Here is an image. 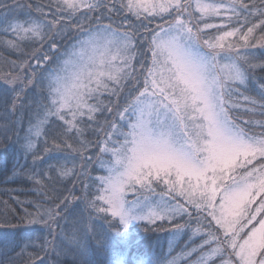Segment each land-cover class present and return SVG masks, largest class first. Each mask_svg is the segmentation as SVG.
<instances>
[{"label":"snow or ice","instance_id":"snow-or-ice-1","mask_svg":"<svg viewBox=\"0 0 264 264\" xmlns=\"http://www.w3.org/2000/svg\"><path fill=\"white\" fill-rule=\"evenodd\" d=\"M13 4L27 15L4 14L0 47L23 58L0 63V101L11 115L31 109L26 128L23 114L12 123L31 157L23 175L50 204L29 202L15 222L4 215L0 254L22 264H264V131H251L264 119L234 115L264 117V80L253 75L264 71L254 51L264 50V0ZM156 18L164 23L150 30L144 21ZM163 222L173 238L200 242L179 256L171 241L168 255L142 252L137 229Z\"/></svg>","mask_w":264,"mask_h":264},{"label":"trees","instance_id":"trees-1","mask_svg":"<svg viewBox=\"0 0 264 264\" xmlns=\"http://www.w3.org/2000/svg\"><path fill=\"white\" fill-rule=\"evenodd\" d=\"M3 2L8 6L5 8H0V26H3L6 21L4 19V14L7 13L9 16H18L20 19H23L27 15L26 9L15 8L13 4V0H3ZM23 3H33L35 4L37 0H22ZM43 3H47V0H41ZM259 3V0H256ZM33 14H35L33 12ZM135 20V21H134ZM128 21L138 28L140 27V22L136 20L135 17L129 16ZM144 23L148 26V28L155 29L157 24H163L164 21L158 19H154L149 23L148 21H144ZM259 32V30H257ZM140 32L143 33L144 29L140 28ZM80 33H71L69 37L59 41L61 52L65 49L71 47L70 42H76L78 37H81ZM26 50L31 51V46L26 45ZM144 49H142L143 51ZM44 51H48L47 45L44 47ZM256 54L259 56L261 54V50L259 48L254 49ZM3 58H7L9 60H19L23 57L20 56L19 53L11 52L8 49L0 47V63H3ZM140 59H145V57H140ZM137 77H139V65H137ZM254 78L256 81L264 80V71L257 69L254 72ZM131 87V84L128 85ZM251 88V85H249ZM127 92V88L125 89ZM240 92L244 95H254L251 91H245L244 88H240ZM121 97V104H122ZM32 97L29 95V100L26 103L31 102ZM31 109L25 107L24 109H18L15 115H11L7 112L6 106L3 101H0V125L8 124L9 130L5 133L2 128H0V140H3L8 147L5 149L0 147V219L7 214L8 219L16 221L20 216L23 215L24 209L28 208L30 211L32 209V205L29 202H43L46 206L50 204V201L45 198V190H42L39 185H36L32 180H29L25 175H23L24 171H27L31 167V157L27 160L24 159L23 154L19 151V144L17 143L16 132L18 131L17 127L12 123L15 121L21 114L24 116L23 127H27L28 115ZM234 115H243L245 119H253V120H261L264 119L259 112L255 115L245 114L241 110L240 112L234 113ZM108 116L107 113L100 115L99 119L103 121L105 117ZM110 118V117H108ZM259 129V130H256ZM251 131L255 133H260L264 131L255 125L251 127ZM20 136H23V131H20ZM5 136L7 139H5ZM89 139H95L94 134L91 132L88 133ZM38 147H40L38 145ZM42 167H45L42 165ZM20 172V175L13 176V170ZM105 174L102 170L96 169L93 171L92 175H103ZM55 187L59 191L64 190V185L57 183ZM70 187V185H69ZM79 184H77V195H79ZM92 191H95V187H93ZM51 195L50 191L48 193ZM71 207V206H70ZM15 218V219H14ZM73 219L72 216H69V220ZM203 219V217H201ZM183 223V221H180ZM63 223V221L61 222ZM159 230L149 233H144L143 228L139 227L137 231L141 237H144L143 247L141 251L144 252L147 250L148 252H154L156 255H168L169 253V242L172 243L171 256H179V254L185 249V246L194 247L195 244H198L200 241L196 239L194 242L189 240L190 233H182L180 236L173 238L172 236V226L167 222H163L158 226ZM13 261V264H22V259H18L15 257L14 253H9L7 256L0 254V264H9V260ZM191 259H195L193 256ZM64 264H68V261L65 260ZM179 264H185L184 260L181 259ZM188 264H191V260L188 261Z\"/></svg>","mask_w":264,"mask_h":264},{"label":"rangeland","instance_id":"rangeland-1","mask_svg":"<svg viewBox=\"0 0 264 264\" xmlns=\"http://www.w3.org/2000/svg\"><path fill=\"white\" fill-rule=\"evenodd\" d=\"M158 19V18H156ZM135 21V20H134ZM107 21H105L106 23ZM213 23H220V18H216L215 20L211 21ZM140 28V27H139ZM215 29H212V30H209L210 34H215ZM71 44H74L75 42H70ZM47 52V51H45ZM122 103H123V99H122ZM241 103H243V101H241ZM256 130H259V129H256ZM129 199H132L134 198L133 194L132 193H129V196H128ZM250 227V226H249ZM248 229H245V231H247Z\"/></svg>","mask_w":264,"mask_h":264}]
</instances>
